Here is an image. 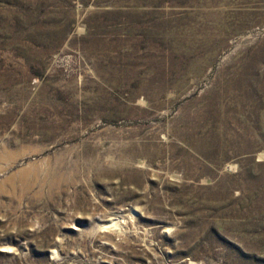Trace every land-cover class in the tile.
<instances>
[{"label":"rangeland","instance_id":"rangeland-1","mask_svg":"<svg viewBox=\"0 0 264 264\" xmlns=\"http://www.w3.org/2000/svg\"><path fill=\"white\" fill-rule=\"evenodd\" d=\"M0 264H264V0H0Z\"/></svg>","mask_w":264,"mask_h":264}]
</instances>
